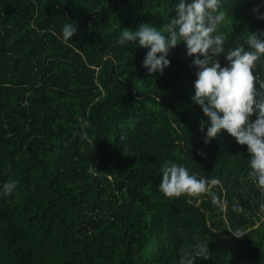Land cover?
I'll use <instances>...</instances> for the list:
<instances>
[{
    "label": "trees",
    "instance_id": "trees-1",
    "mask_svg": "<svg viewBox=\"0 0 264 264\" xmlns=\"http://www.w3.org/2000/svg\"><path fill=\"white\" fill-rule=\"evenodd\" d=\"M178 2L0 0V264H179L196 243L210 253L195 264H264V192L246 145L227 132L204 143L186 44L149 75L150 49L117 43L142 23L162 29ZM222 5L225 52L247 48L264 0ZM67 21L77 33L65 43ZM253 74L264 92V57ZM166 162L220 183L166 197Z\"/></svg>",
    "mask_w": 264,
    "mask_h": 264
},
{
    "label": "clouds",
    "instance_id": "clouds-1",
    "mask_svg": "<svg viewBox=\"0 0 264 264\" xmlns=\"http://www.w3.org/2000/svg\"><path fill=\"white\" fill-rule=\"evenodd\" d=\"M261 7L264 5L253 9L258 20H264ZM222 8V0H179L174 8L175 18L169 19L162 29L142 23L136 30H122L117 43L131 42L150 49L142 64L149 75L157 72L162 75L170 65L169 51L181 42L186 44L187 56L194 57L190 67L197 69L191 100L210 121L204 143L208 144L222 132H227L239 145H246L251 169L249 176L264 192V92L257 90L253 74L256 62L264 57V31L248 32L247 48L238 46L225 52V37L218 32L226 16ZM76 33V25L67 21L62 29L63 42L72 40ZM222 54L227 61L226 67H222L217 59ZM260 88L264 89V83ZM205 126L201 121V132ZM94 170L93 166L89 169L90 172ZM161 171L159 189L169 198L198 196L207 192L209 185L220 183L215 178L198 179L189 174L186 167L176 163L166 162ZM17 184V181L5 183L4 192L11 195ZM260 207L264 211V204ZM232 233L237 238L245 235L239 229ZM209 253L208 245L196 243L190 252L183 254L179 264H195L197 257L207 260Z\"/></svg>",
    "mask_w": 264,
    "mask_h": 264
}]
</instances>
